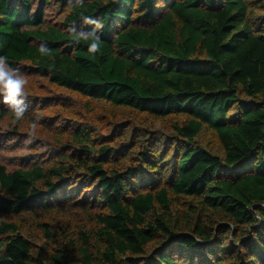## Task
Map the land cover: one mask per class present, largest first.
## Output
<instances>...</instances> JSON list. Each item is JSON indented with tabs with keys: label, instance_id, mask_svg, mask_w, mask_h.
<instances>
[{
	"label": "trees",
	"instance_id": "trees-1",
	"mask_svg": "<svg viewBox=\"0 0 264 264\" xmlns=\"http://www.w3.org/2000/svg\"><path fill=\"white\" fill-rule=\"evenodd\" d=\"M252 2L0 0V56L13 67L155 118L189 116L161 150L149 133L94 153L85 126L55 159L0 162V215L12 217L0 220V264H264V30ZM50 3L64 12L53 23ZM81 11L104 22L102 54L65 31ZM205 126L222 155L196 143Z\"/></svg>",
	"mask_w": 264,
	"mask_h": 264
},
{
	"label": "rangeland",
	"instance_id": "rangeland-1",
	"mask_svg": "<svg viewBox=\"0 0 264 264\" xmlns=\"http://www.w3.org/2000/svg\"><path fill=\"white\" fill-rule=\"evenodd\" d=\"M252 1L251 18L258 28L264 30V19L261 18V15H264L263 3ZM63 15V8L58 4L50 3L46 6L45 18L51 23L59 21ZM20 69L28 79V112L24 119L13 125L7 105L0 103L1 112L7 113L0 119V162L8 167H17L28 161L40 162L44 156L55 159L54 155L64 150L69 153L70 150L63 147L67 134L85 126L92 132L94 153L105 146L120 147L125 152L139 137L149 133L154 136L161 150L167 143L174 142V124H183L189 119V116L184 114L155 118L145 112L114 106L104 100L92 99L50 83L27 66ZM35 116L41 118L40 127L32 142L26 143L29 124ZM196 143L213 153L223 154L222 144L216 132L208 126L200 132ZM130 154L131 152L128 156ZM166 164L170 170L171 162ZM67 216L71 217L72 226L83 223L81 214L72 213ZM67 216L65 219L69 218ZM10 219L12 220L11 216L0 215V220ZM49 219L48 215H42L43 221ZM55 219H59V215ZM18 221L23 224L30 237L35 238L37 242L41 241L43 232L37 229L31 218L23 216Z\"/></svg>",
	"mask_w": 264,
	"mask_h": 264
},
{
	"label": "clouds",
	"instance_id": "clouds-1",
	"mask_svg": "<svg viewBox=\"0 0 264 264\" xmlns=\"http://www.w3.org/2000/svg\"><path fill=\"white\" fill-rule=\"evenodd\" d=\"M69 6L73 9H85V0H69ZM79 15V25L73 22L65 28V31L72 37L71 42L74 44L85 42L87 50L92 56L102 54L101 33L105 26L103 20L97 16L86 15L84 11H81ZM38 51L42 56L52 55V50L46 42L39 43ZM27 85L28 79L21 69L13 67L6 55L0 56V103L7 105L12 115L11 123L13 125L23 120L28 112ZM40 120L39 116H35L30 121L26 143L32 142L37 129L40 127Z\"/></svg>",
	"mask_w": 264,
	"mask_h": 264
}]
</instances>
